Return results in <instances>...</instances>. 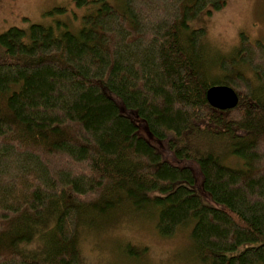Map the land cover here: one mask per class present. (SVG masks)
I'll use <instances>...</instances> for the list:
<instances>
[{"label":"trees","instance_id":"16d2710c","mask_svg":"<svg viewBox=\"0 0 264 264\" xmlns=\"http://www.w3.org/2000/svg\"><path fill=\"white\" fill-rule=\"evenodd\" d=\"M75 3L76 32H0V264H83L80 231L127 212L188 226L197 264H264V40L208 49L189 23L226 0Z\"/></svg>","mask_w":264,"mask_h":264},{"label":"rangeland","instance_id":"374dc122","mask_svg":"<svg viewBox=\"0 0 264 264\" xmlns=\"http://www.w3.org/2000/svg\"><path fill=\"white\" fill-rule=\"evenodd\" d=\"M110 2L120 4V0ZM93 9L91 5L79 7L75 0H0V32L11 26L26 28L31 23L59 25L76 32L82 16ZM189 24L206 30L204 42L209 50L227 54L237 45L240 32L264 40V0H226L219 10L211 15L202 13ZM151 217L121 213L111 222L97 221L82 229L78 244L82 263L197 264L191 259L189 227L179 229L171 237H161ZM127 244L146 251L140 258L127 257Z\"/></svg>","mask_w":264,"mask_h":264},{"label":"water","instance_id":"95a60500","mask_svg":"<svg viewBox=\"0 0 264 264\" xmlns=\"http://www.w3.org/2000/svg\"><path fill=\"white\" fill-rule=\"evenodd\" d=\"M206 99L212 107L219 110H226L236 106L238 95L228 85L214 84L207 88Z\"/></svg>","mask_w":264,"mask_h":264}]
</instances>
